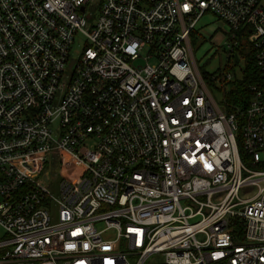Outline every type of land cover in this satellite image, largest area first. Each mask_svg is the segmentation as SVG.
Masks as SVG:
<instances>
[{"label": "built area", "instance_id": "2783aa9c", "mask_svg": "<svg viewBox=\"0 0 264 264\" xmlns=\"http://www.w3.org/2000/svg\"><path fill=\"white\" fill-rule=\"evenodd\" d=\"M211 17L254 51L245 110ZM0 225V264H264V0H0Z\"/></svg>", "mask_w": 264, "mask_h": 264}, {"label": "rangeland", "instance_id": "374dc122", "mask_svg": "<svg viewBox=\"0 0 264 264\" xmlns=\"http://www.w3.org/2000/svg\"><path fill=\"white\" fill-rule=\"evenodd\" d=\"M99 14V6L98 3H92L89 5L85 16L87 18V21L89 24L94 23L96 19L98 18ZM205 22L209 23L210 25L206 28V31L209 33H212L214 30L217 31L218 28H220V32L215 35L213 38V43L211 41L205 42L202 47L196 52V59L197 61H200L201 63L207 62L203 67H201V70L203 72L213 73L216 75L223 74L224 72H230L233 75V79H240L243 76V71L245 68V58L244 55L241 56V59L238 63H233L229 60L227 53H226V43L228 42V38L226 39L225 35L223 33H226V26L220 21L216 20L215 17H211ZM223 44V45H222ZM220 46L216 53H214V49L216 47L214 46ZM81 50V46L76 44L74 46L73 54L77 55L78 52ZM208 52V53H207ZM210 57V59H208ZM202 58V61H201ZM142 61V60H141ZM218 86H221L220 83H217ZM218 89L211 87V92L216 99L217 102L220 103L222 97H221V90L220 87H217ZM53 173V171H52ZM51 181L49 184V189L52 192L54 196L58 195L59 193V186L61 182V175H51ZM256 188L249 187V190H241V196L242 197H251L255 194ZM106 237L113 236V231H109L105 234ZM6 237V231L5 229L0 225V240L4 239Z\"/></svg>", "mask_w": 264, "mask_h": 264}, {"label": "trees", "instance_id": "16d2710c", "mask_svg": "<svg viewBox=\"0 0 264 264\" xmlns=\"http://www.w3.org/2000/svg\"><path fill=\"white\" fill-rule=\"evenodd\" d=\"M196 35L193 33L191 35V41L193 45L198 44ZM240 55L245 57V68L243 71V76L240 79L232 80H221L220 90H221V101L220 104L227 112H236L238 110H245L248 106L252 93L250 91V85L258 83L260 81V72L256 65V59L254 51L250 49L248 43L245 44V49H238ZM234 63V60H232ZM204 79L211 90L215 84L210 80V78L205 77ZM243 158V155H242Z\"/></svg>", "mask_w": 264, "mask_h": 264}, {"label": "water", "instance_id": "95a60500", "mask_svg": "<svg viewBox=\"0 0 264 264\" xmlns=\"http://www.w3.org/2000/svg\"><path fill=\"white\" fill-rule=\"evenodd\" d=\"M238 61H239L238 56L235 55V62H238Z\"/></svg>", "mask_w": 264, "mask_h": 264}]
</instances>
